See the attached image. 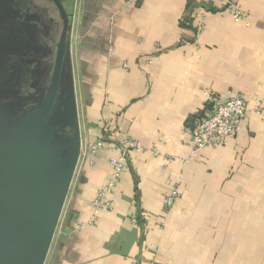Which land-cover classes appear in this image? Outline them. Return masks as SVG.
Returning <instances> with one entry per match:
<instances>
[{"label":"crops","instance_id":"0c3cea01","mask_svg":"<svg viewBox=\"0 0 264 264\" xmlns=\"http://www.w3.org/2000/svg\"><path fill=\"white\" fill-rule=\"evenodd\" d=\"M63 2L80 146L44 264H264L263 119L248 115L223 148L191 147L213 96L264 99V0H232L243 20L213 0ZM189 15L195 34L179 26ZM127 139L141 148L126 154L111 209H95Z\"/></svg>","mask_w":264,"mask_h":264},{"label":"water","instance_id":"95a60500","mask_svg":"<svg viewBox=\"0 0 264 264\" xmlns=\"http://www.w3.org/2000/svg\"><path fill=\"white\" fill-rule=\"evenodd\" d=\"M54 2L62 27L45 100L14 119L13 102L20 97L12 89L0 90V264H44L79 157L71 75L65 76L67 85L62 81L69 16L61 0ZM62 87L72 110L63 124L55 125L46 117Z\"/></svg>","mask_w":264,"mask_h":264},{"label":"flooded vegetation","instance_id":"af4514ba","mask_svg":"<svg viewBox=\"0 0 264 264\" xmlns=\"http://www.w3.org/2000/svg\"><path fill=\"white\" fill-rule=\"evenodd\" d=\"M49 2L53 20L37 0H0V90L12 89L23 98L36 94V85L31 84L43 74L51 52V30L58 28L56 20L59 35L62 27L54 0Z\"/></svg>","mask_w":264,"mask_h":264},{"label":"built area","instance_id":"2783aa9c","mask_svg":"<svg viewBox=\"0 0 264 264\" xmlns=\"http://www.w3.org/2000/svg\"><path fill=\"white\" fill-rule=\"evenodd\" d=\"M138 0H125L127 4ZM220 4L227 5L226 11L235 20L247 18L246 12L228 0H213ZM250 114H255L264 121V99L258 101L251 107L245 97L240 94L228 95L226 97L213 96L210 101V108L198 119L191 131V147L193 154L206 147H225L230 140H235L241 127ZM103 146V141L92 143L88 147L86 162L92 165L93 159ZM140 144L133 140H124L120 149L122 157L119 161L112 162L113 173L111 180L100 189L94 200L95 209H111L112 202L108 195L113 191L118 183L123 165L127 162L126 154L132 150H139ZM169 160L165 157V164ZM179 189L175 187L169 195L164 198V206L171 207L179 198ZM132 224H136V219H131ZM79 228H83V225Z\"/></svg>","mask_w":264,"mask_h":264},{"label":"rangeland","instance_id":"374dc122","mask_svg":"<svg viewBox=\"0 0 264 264\" xmlns=\"http://www.w3.org/2000/svg\"><path fill=\"white\" fill-rule=\"evenodd\" d=\"M40 2L41 6H45L48 9V16L50 18H52L53 20V13L51 12L49 5H50V0H37ZM56 20V19H55ZM57 22V29L54 32L53 29L51 30V34H50V47H51V52L49 54V56L47 57V61L46 64L44 65V70H43V74L42 76H40L37 80H35V88H37L39 90L38 93L30 95L27 98H23L20 97L19 100L14 101L13 106L15 109V112L13 114V116H11V118L14 119H19L20 117H22L26 112H28L29 110H31L33 107H35L37 104L40 105L46 98L49 87H50V83H51V78H52V73H53V67H54V59H55V50L57 47V43H58V39H59V33L58 30L60 28V21L58 22V20H56ZM45 31H49V28H44ZM42 55V54H39ZM65 63H63V68H62V81H63V85L64 82L67 85L68 84V80H65V76H67V74L69 75V73H67V68H66V62L68 61L67 58V54H65ZM44 57V55H43ZM67 60V61H66ZM71 77V83H72V88H73V79L72 76ZM62 85V86H63ZM66 90V89H65ZM64 88L62 87V94H60L59 96V100L57 101V104L54 105V107H52V109L49 112V115L46 117V120H50L51 124H55V125H60L63 124L69 117L71 110H72V106L71 104L68 102L65 103V96L63 99V91H65ZM63 99V101H62ZM33 105V106H32ZM75 111H76V115L78 118V109L76 107L75 104ZM95 143V142H94ZM92 143H89V145ZM89 145H87V147H89ZM83 150H84V146H83ZM87 152L85 151L84 156L82 159H86Z\"/></svg>","mask_w":264,"mask_h":264},{"label":"trees","instance_id":"16d2710c","mask_svg":"<svg viewBox=\"0 0 264 264\" xmlns=\"http://www.w3.org/2000/svg\"><path fill=\"white\" fill-rule=\"evenodd\" d=\"M228 1H231L232 2V0H228ZM193 5H194V3L193 2H188L187 3V9H186V11H187V13H189L190 12V10L192 9V7H193ZM201 7H203V8H205L206 10H208L209 12H211V13H215V12H219V10L214 6V4H212V3H201ZM226 7H227V5H225L223 8H222V11H225L226 10ZM190 14V13H189ZM192 22H193V19L190 17V15H189V17H185V18H183L182 20H181V22L179 23V26L181 27V28H183V29H190V30H192L193 31V33L195 34L196 33V30H195V28H193L192 27ZM245 122V121H244ZM103 141H105L106 142V139L104 140V138L102 139ZM218 148H223V147H218ZM135 193H136V196L138 195V192H137V190H136V184H135ZM171 193V192H170ZM169 193V194H170ZM168 194V195H169ZM138 220V219H137ZM140 222V219L138 220V222L137 223H139Z\"/></svg>","mask_w":264,"mask_h":264}]
</instances>
